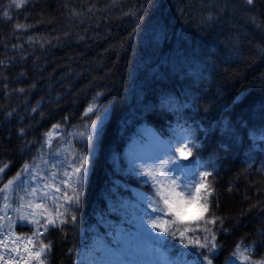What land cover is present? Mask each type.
<instances>
[{"label": "trees", "instance_id": "obj_1", "mask_svg": "<svg viewBox=\"0 0 264 264\" xmlns=\"http://www.w3.org/2000/svg\"><path fill=\"white\" fill-rule=\"evenodd\" d=\"M11 2L0 0V162L8 165L0 187L25 164L60 171L66 156L85 151L79 133L88 136L91 120H100L77 222L42 237L52 241L46 264H80L93 237L109 240L132 224L143 207L138 195L151 192L131 170V147L143 131L170 138L181 126L196 144L183 163L212 172L208 211L183 242L155 229L137 239L144 235L172 264H197L204 250L189 240L213 235V264H245L232 257L241 242L264 259V0H27L19 9ZM93 97L96 115L85 117ZM15 183L7 209L0 197V216L7 212L14 233L28 235L36 226L17 219L16 201L36 181L25 173ZM53 203L43 202L44 216L54 214ZM31 211L44 209L24 214Z\"/></svg>", "mask_w": 264, "mask_h": 264}, {"label": "snow or ice", "instance_id": "obj_2", "mask_svg": "<svg viewBox=\"0 0 264 264\" xmlns=\"http://www.w3.org/2000/svg\"><path fill=\"white\" fill-rule=\"evenodd\" d=\"M26 2L27 0H12L8 7L14 5L15 8L19 9ZM246 3L252 5L254 0H246ZM126 14L134 15L132 12ZM3 16L11 19L6 9L3 10ZM15 27L16 29H26V25L23 24H17ZM3 63L4 61L0 60V65ZM19 91L23 92L24 89L21 88ZM99 95L100 93H97V96ZM97 106L96 97H93V103L86 108L84 116H95ZM33 111L36 109L34 108ZM8 115L11 116L12 113L9 112ZM99 125V119H92L88 126V136H84L83 132L79 133V136L86 141L85 151L83 153L76 152L74 155H70V158L66 156L60 171L50 170L41 173L35 165L25 164L16 177L8 180L0 187V197L5 201L4 208L7 209L10 206L8 193L12 191L15 194V182L17 180L28 173L36 181L35 186L22 189L25 195L18 197L16 201L18 207L15 209L19 221L36 226L31 236L24 238L15 236L14 224L7 212L0 216V264H33V262L46 264L47 255L51 252L52 241L49 240L44 243L42 237H45L50 229L59 228L63 232L64 225L76 224L77 215L75 213L82 207L81 195L85 191L89 175L90 154L95 149V140L100 132ZM59 127L60 125L53 126L54 129ZM23 132L24 130L20 129L21 135ZM45 136V143L51 148L54 133L50 131ZM142 141L143 150L131 155L129 164L132 172L143 179L146 186H150L151 194L141 196V201L147 203V208L151 210V214H148L146 209L140 210L138 208L137 217L133 219L132 223L135 227L137 223L146 226V228L150 225L152 229L156 230L157 235L163 233L183 242L188 233L196 231L191 225L204 219L203 213L208 211L207 200L213 192L209 191L211 185L207 181L212 172L207 170L199 172L198 161L196 162L197 167H194L191 162L180 163L182 160H189L193 157V151L196 148L191 136L186 133L181 132L168 139H162L160 134L151 132L150 135L143 137ZM0 164H2L0 173H3L8 165L3 164V162ZM52 167L55 168L56 165L53 164ZM49 197L54 202L52 205L54 214L49 213L48 216H44L47 209L44 208L43 202ZM25 200H27L26 204ZM192 205L201 211V215L195 220H186V209ZM25 208L44 209V211H31L25 215ZM60 208H63V211H60ZM69 212H71L70 216ZM37 215L43 218V223L35 218ZM216 222L215 219L208 221L213 225ZM180 226H183V229ZM204 231H208V229L205 228ZM150 235H152L151 232ZM127 240L128 236L122 231L114 234V242L117 245L123 246ZM189 246L204 250L197 258V264H213L212 257L217 249L214 235L211 237V241L207 236L203 237L202 240L190 239ZM69 251L71 252V249ZM251 252L252 248L244 246L241 242L236 245L232 257L242 258L245 264H264V259L254 260ZM103 264H116V262L105 261ZM225 264H229V261H226Z\"/></svg>", "mask_w": 264, "mask_h": 264}, {"label": "rangeland", "instance_id": "obj_3", "mask_svg": "<svg viewBox=\"0 0 264 264\" xmlns=\"http://www.w3.org/2000/svg\"><path fill=\"white\" fill-rule=\"evenodd\" d=\"M143 131V130H142ZM152 131L146 130L143 131V137H146L150 135ZM186 133L188 134L183 127L179 129V133ZM169 137L162 138V139H168ZM47 146V145H46ZM130 156L135 154L138 151L143 150V141L142 139H139L135 142L134 146L131 147ZM180 163H183V160L180 161ZM190 163V162H188ZM192 163V162H191ZM194 167H197L196 163H192ZM198 170H200L198 168ZM143 196V195H142ZM139 204L142 203L143 207H141L142 210H147L148 214H151V210L147 208V203L141 201V196L138 195ZM139 207V206H138ZM134 208V207H131ZM200 213V210L195 206H189L186 209V216L185 219L192 218L197 216ZM132 219L137 217V214H131ZM133 220H131L132 222ZM138 230H137V229ZM143 230H148L154 235L152 231H154L150 225L143 226L137 223L136 227L133 225V223L127 226L124 224H121L116 227L115 231L111 232V240L106 241L101 238H94L93 242L85 247L84 250L81 252V264H103L105 261H113L116 262V264H120V262H123V264H172V262L165 257L164 252H159L155 249V245L148 240H145L144 235L140 237V239H137V235L139 232ZM122 231L124 234L128 236V240L125 245H117L114 242V234L116 232ZM15 236H19L21 238L29 237L32 234L29 235H17L14 233ZM119 249V250H117ZM35 263V262H33ZM229 264H239L237 262H229Z\"/></svg>", "mask_w": 264, "mask_h": 264}]
</instances>
